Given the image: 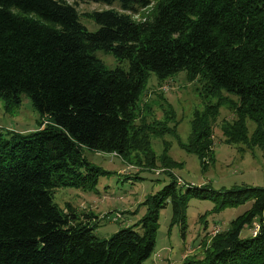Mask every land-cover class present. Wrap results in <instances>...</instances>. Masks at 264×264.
Wrapping results in <instances>:
<instances>
[{"label": "trees", "instance_id": "1", "mask_svg": "<svg viewBox=\"0 0 264 264\" xmlns=\"http://www.w3.org/2000/svg\"><path fill=\"white\" fill-rule=\"evenodd\" d=\"M71 1L0 0V98L19 104L25 95L45 117L31 131L0 132V264H143L154 251L160 209L170 204L172 223L184 226L191 198L214 203L203 220L251 205L183 264H264L261 186L182 190L170 173L141 203L145 214L109 238L94 234L92 212L53 201L58 187L92 190L97 183L100 169L87 162L84 147L149 167L181 166L165 153L167 142L161 154L151 149L152 136L175 129L165 121L175 114L160 96L165 118L148 120L150 107L139 98L149 72L164 81L184 71L209 100L194 111L188 142L179 143L203 171L214 161L216 123L224 143L241 145V153L258 147L264 157V0ZM78 1L117 2L119 10L87 13L98 24L89 31ZM149 6L143 19L133 18ZM98 48L128 61L127 69L107 68L91 53ZM221 109L230 116L218 121ZM244 227L253 230L247 237Z\"/></svg>", "mask_w": 264, "mask_h": 264}, {"label": "rangeland", "instance_id": "2", "mask_svg": "<svg viewBox=\"0 0 264 264\" xmlns=\"http://www.w3.org/2000/svg\"><path fill=\"white\" fill-rule=\"evenodd\" d=\"M68 2L72 1L68 0ZM75 7L79 21L89 31H95L98 24L87 13L94 10H119L117 2L108 4L78 1ZM150 8L151 6L140 10L133 15V18L143 19V14ZM91 53L109 69L118 66L123 69L128 67V61H118L111 51L98 48ZM199 88L196 81H189L185 77L184 71L164 81H160L154 72H149L139 98L140 105L147 104L150 107L149 112L147 110L146 113L149 116L148 120H164L159 105L162 103L163 106L160 96L166 97L172 105L175 117L165 121H168L166 125L175 129L172 132L165 131L162 136H152L151 149L156 154L166 150L165 153L181 166L169 169L161 167L157 162L154 167H149L136 164L114 152H98L84 147L82 152L87 162L100 169L97 183L92 190L72 186L58 187L55 189L53 201L61 208H65L67 203L70 204L78 214L92 212L97 218L94 234L99 238H109L114 232L134 224L145 214L146 206L141 203L147 195L159 191L169 183L170 173L177 183L183 185L182 190H185L188 184L197 186L206 184L216 190L242 183L264 187L262 150L258 147L249 149L244 146V152L241 153L238 150L241 145L224 143L217 123L213 127L214 161L208 164L205 171L201 169L197 155L179 145L180 142H188L194 111L202 109L209 102L200 96ZM219 116L218 121L229 117V111L221 109ZM44 119L45 117L34 109L25 95H22L19 104L7 103L0 98V132L31 131ZM248 126L251 132L253 123L249 121ZM165 142L168 148L164 150ZM213 205L210 200L191 198L187 204L184 226L179 222L172 223L170 204L160 209L154 251L143 264H183L184 257L201 255L210 239L219 231L227 229L231 220L250 207L251 201L227 208L220 213L207 214L203 220L202 215L211 210ZM116 213L121 216L114 221L113 216ZM253 230L252 227H244L241 236L247 237Z\"/></svg>", "mask_w": 264, "mask_h": 264}, {"label": "built area", "instance_id": "3", "mask_svg": "<svg viewBox=\"0 0 264 264\" xmlns=\"http://www.w3.org/2000/svg\"><path fill=\"white\" fill-rule=\"evenodd\" d=\"M255 229L254 230H256L257 228H258V224H255ZM253 234H255V231L253 232Z\"/></svg>", "mask_w": 264, "mask_h": 264}]
</instances>
